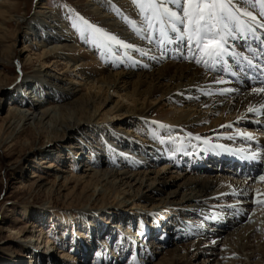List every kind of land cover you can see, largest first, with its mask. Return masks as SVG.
I'll return each mask as SVG.
<instances>
[{
  "label": "bare ground",
  "instance_id": "6f19581e",
  "mask_svg": "<svg viewBox=\"0 0 264 264\" xmlns=\"http://www.w3.org/2000/svg\"><path fill=\"white\" fill-rule=\"evenodd\" d=\"M85 2L84 9L69 12L39 0L37 11L26 17L0 0V67L39 63L12 86L0 69V103L8 102L0 118V148L28 133L26 140L35 137L43 145L40 159H51L44 166L48 174L56 168L52 154L68 163V175L53 180L32 172L31 186L50 192L74 183L89 191L76 195L82 198L79 207L47 203L28 215L33 206L22 203V216L34 221L29 236L17 237L21 249L13 264H152L153 254L162 253L169 258L153 264H188L182 258L199 244L192 237H210L209 246L215 245L193 258L263 264L264 246L258 243L264 240V92L253 91L264 88L261 5L235 0L241 31L226 39L219 64L206 65L193 59L202 53L175 39L179 33L156 23L150 28L132 0ZM84 20L132 47L98 46ZM163 30L171 43H161ZM20 32L16 49L8 38ZM25 91L42 96L43 103ZM253 153L262 159H250ZM233 212L239 218L220 220ZM151 217L163 228H133L134 221L141 225ZM186 217L197 218L209 232L187 230ZM113 222L122 231L115 242L106 228ZM127 230L136 231L132 238L144 248L151 244L159 251L139 253L136 243L126 241ZM217 230L222 233L214 234ZM170 231L176 239L166 241L163 233ZM169 245L174 249L163 251Z\"/></svg>",
  "mask_w": 264,
  "mask_h": 264
},
{
  "label": "rangeland",
  "instance_id": "374dc122",
  "mask_svg": "<svg viewBox=\"0 0 264 264\" xmlns=\"http://www.w3.org/2000/svg\"><path fill=\"white\" fill-rule=\"evenodd\" d=\"M42 1L46 3L45 6L47 8L55 9L58 7L69 12H72L76 8L82 10L86 6L85 0H42ZM9 2L12 3V6L14 5V8L19 10V13L26 12V17H31L33 13L37 11V7H38L37 5L39 0H9ZM13 27L14 24L11 23L10 28ZM21 36L22 35L20 32L18 33L17 36L10 35L8 38L9 41L12 40L17 42L18 47L16 49L21 47ZM30 43L31 41L30 42L28 41L26 45L29 46ZM38 64H39L38 62L33 61L32 64L27 65L25 67H21L20 69L16 65L14 66L4 65L1 66L0 69H2L3 72L8 74L7 75L8 82L6 84L12 86V83L15 82L16 77H20V76L25 77L27 75H30L29 73L32 72L34 66L36 67ZM25 93L27 97L30 99H35V100L38 99V96L35 95L34 93L31 92L27 93L26 91ZM43 99L44 98L41 96L38 100L39 102L43 103L42 102ZM6 103L8 102L2 101L0 103V118L3 116V110L5 109ZM0 125H1V121H0ZM27 134L28 133H23L21 136L17 138V140L12 139L5 144L4 148H0V264H13L15 261H17L15 258H13L14 255L20 253V249H21V246L19 244V239L17 237L20 236L22 237L23 235H24L23 237H25V235L26 236L30 235L29 231L32 230V227L30 225L31 222L34 220L28 217V215H31L32 212L36 211V209L40 205L51 203L54 204L55 207H59V208L62 207L64 209L68 207H79L82 204L81 202L82 198L77 199L76 195L83 197L84 194L89 193L88 189H86L82 185H75L74 183L72 184L70 183L66 188H60L59 190H52L50 192L40 191L34 186H31L32 181L35 180V178H30L32 172L36 173L37 175H43V176L47 175L51 178V180H53L55 176L64 177L68 175L67 173L68 163L65 161L64 157L60 156L59 154L58 156H56V153L52 154L54 156L53 160L56 162L54 163L56 165V168H53L48 174V170L45 169L44 166L51 159H43V160L40 159L41 158L40 149L43 145L37 139H34L35 137L26 140L29 137V134L28 135ZM139 137H140V132L134 133V140H139ZM103 141L106 142L108 145L113 146L114 148L116 146L113 142L110 143V140L106 137L103 139ZM125 155H127V153H125ZM128 155L132 157L135 154L128 153ZM22 203H29L30 205L33 206V208L30 210V213L28 212L29 214L26 215V217L25 216L23 217L21 213ZM104 215H106V213H104ZM234 215L235 212L231 213L230 215L225 214V216H227L228 217L227 219L229 220H232L231 218ZM225 216L221 217L220 220H223L224 218L226 222L227 219ZM186 218L187 219H184V221L187 220L189 221V225L191 224L189 227H186L187 230L188 229L190 230L191 228L194 231L197 230V228H199L201 231L202 228L201 234H205V232H209L210 229L208 228L210 227L207 225L202 226L201 224H198V221L196 220L197 218L195 217L192 218L186 217ZM105 222L106 220L101 221L100 225H102ZM141 222H142L141 225H139L138 224L139 222L134 221L135 225L133 228L135 230H138V228L140 227L150 229L148 231H151V229L156 228V226L159 225L161 226V228H163V225H161L162 222L161 223L157 222L155 217H151L150 221L145 222L144 220H142ZM194 223H196V225H192ZM242 223L244 224V222ZM124 224L125 223H121L122 229L124 228ZM115 227H116V222H113L112 224L108 223L106 225V228L109 231H111L113 237H115L114 242L117 239L118 235H120L122 232V231L117 232L115 230ZM244 227L247 226H243L239 228L237 234L241 232V230L245 229ZM54 229L55 228H53V230ZM135 230L134 232L131 230H127L131 233L128 234L125 233L127 236L125 239L128 242L129 240L130 241L132 240L134 243H136L135 245L137 246L136 248L138 249L139 253L140 251L143 252L145 250H148L149 254H151L152 252L154 253V251L156 253L159 251L160 248H154L152 247L151 244L148 246V248L147 245L146 248H144V244L141 241H139V238L138 240L137 238H134L135 236L132 238V235L136 232ZM124 232H125V228H124ZM216 232H218V230L215 231L214 234H216ZM218 233L221 234L222 232H218ZM171 234H172L171 231L170 233H168V235L166 233H163V235L167 237L171 236ZM209 234L210 236L212 235V233ZM173 235L171 237L176 239V235H174L175 237ZM182 237L184 238L187 236L184 235ZM177 239L179 240L180 238ZM190 240H195V241L198 240L199 244L197 250L200 252L205 251L207 253L209 251L215 250V245L209 246L210 237L207 238L208 241L202 239H200L201 241H199V239L195 237L194 238L192 237ZM140 243H142L141 246L143 245L142 246L143 249L140 248L141 246L140 247L138 246V244ZM258 245L259 247L264 246V240L259 241ZM174 247L175 246L173 245H169L168 247H166L167 249L163 251H169L168 249H172V248L174 249ZM197 250H194L191 254L187 255V257L182 258V260L188 264H241L236 259H233L231 261L224 260L222 263H220V261L213 262L211 261L212 257L206 260L204 259L205 257H198L200 254H197L196 258H193L194 257L193 254ZM160 251H162V249ZM144 253L145 252H143V255ZM93 255L94 254L92 255L90 254L89 256H86V259L91 261L93 259ZM131 255L132 253L129 256ZM180 255H184V254L181 253L179 254V256ZM132 256L135 257L134 255ZM153 257H155V259L152 260V264L158 261L160 258H169V255L163 256V253L161 255L153 254ZM170 257L175 258L176 256L172 255ZM139 259H142V254L141 257H139Z\"/></svg>",
  "mask_w": 264,
  "mask_h": 264
},
{
  "label": "snow or ice",
  "instance_id": "6c2138e0",
  "mask_svg": "<svg viewBox=\"0 0 264 264\" xmlns=\"http://www.w3.org/2000/svg\"><path fill=\"white\" fill-rule=\"evenodd\" d=\"M132 3L140 8L145 14L144 18L149 27L153 23L159 24L162 29H170L174 33H179L175 37L186 43L190 49H195L202 53L201 56H193L196 63L206 65L219 64L226 54V39L232 36L233 32L241 31L237 27L240 20L241 11L234 7L235 0H132ZM261 5V16H264V0H255ZM250 18L252 22L257 21V17L250 11L242 13ZM86 26L85 31H90V38L98 46H106L108 43L119 44L122 47L130 48L132 45L124 44L115 36L105 33L102 29L83 21ZM262 25H257V27ZM164 40L161 43L169 42L167 30L160 33ZM146 55V53H145ZM205 57L207 59H205ZM251 63V61H249ZM223 82V81H220ZM232 89H223V92H230ZM256 93L264 92V88L253 89ZM249 111H259L249 108ZM251 140L250 134H246ZM252 160L262 159L253 153ZM264 180V176L260 177Z\"/></svg>",
  "mask_w": 264,
  "mask_h": 264
}]
</instances>
